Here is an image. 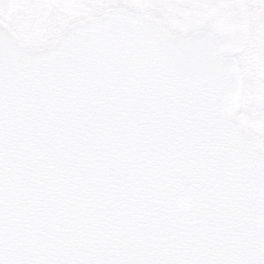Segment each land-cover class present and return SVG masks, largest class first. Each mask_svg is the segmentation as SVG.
I'll return each mask as SVG.
<instances>
[{
  "label": "snow or ice",
  "instance_id": "obj_1",
  "mask_svg": "<svg viewBox=\"0 0 264 264\" xmlns=\"http://www.w3.org/2000/svg\"><path fill=\"white\" fill-rule=\"evenodd\" d=\"M0 264H264V0H0Z\"/></svg>",
  "mask_w": 264,
  "mask_h": 264
}]
</instances>
